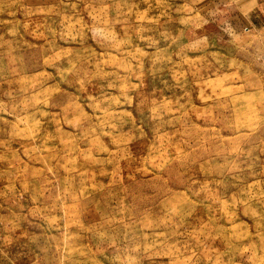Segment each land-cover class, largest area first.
Listing matches in <instances>:
<instances>
[{
    "label": "rangeland",
    "instance_id": "1",
    "mask_svg": "<svg viewBox=\"0 0 264 264\" xmlns=\"http://www.w3.org/2000/svg\"><path fill=\"white\" fill-rule=\"evenodd\" d=\"M263 2L0 0V264H264Z\"/></svg>",
    "mask_w": 264,
    "mask_h": 264
},
{
    "label": "crops",
    "instance_id": "2",
    "mask_svg": "<svg viewBox=\"0 0 264 264\" xmlns=\"http://www.w3.org/2000/svg\"><path fill=\"white\" fill-rule=\"evenodd\" d=\"M261 5H263V7H264V2L261 4ZM264 11V10H263ZM263 11H261V12H259V14L258 15H255V17H256V21H261V23H264V12ZM260 22H258V24H259Z\"/></svg>",
    "mask_w": 264,
    "mask_h": 264
}]
</instances>
